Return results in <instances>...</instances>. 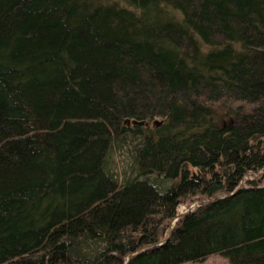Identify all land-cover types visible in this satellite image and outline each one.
Segmentation results:
<instances>
[{
    "label": "trees",
    "instance_id": "16d2710c",
    "mask_svg": "<svg viewBox=\"0 0 264 264\" xmlns=\"http://www.w3.org/2000/svg\"><path fill=\"white\" fill-rule=\"evenodd\" d=\"M214 254L264 264V0H0V264Z\"/></svg>",
    "mask_w": 264,
    "mask_h": 264
},
{
    "label": "rangeland",
    "instance_id": "374dc122",
    "mask_svg": "<svg viewBox=\"0 0 264 264\" xmlns=\"http://www.w3.org/2000/svg\"><path fill=\"white\" fill-rule=\"evenodd\" d=\"M197 206H199V202L198 201H191V202H188V203L180 204L179 207L177 208V217L180 216L183 213H186L188 211L194 210L195 208H197ZM176 219L177 218H174V219L171 220V222L169 223V227L173 226V224L175 223ZM181 264H229V261L223 255L214 254V255H211L208 259H206L204 261L183 262Z\"/></svg>",
    "mask_w": 264,
    "mask_h": 264
},
{
    "label": "water",
    "instance_id": "95a60500",
    "mask_svg": "<svg viewBox=\"0 0 264 264\" xmlns=\"http://www.w3.org/2000/svg\"><path fill=\"white\" fill-rule=\"evenodd\" d=\"M127 123H129V121H127ZM131 123H133V124H142V122H137V121H131Z\"/></svg>",
    "mask_w": 264,
    "mask_h": 264
}]
</instances>
